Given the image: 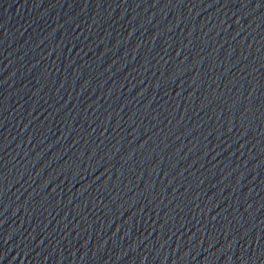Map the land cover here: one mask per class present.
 Wrapping results in <instances>:
<instances>
[{"label":"water","instance_id":"1","mask_svg":"<svg viewBox=\"0 0 264 264\" xmlns=\"http://www.w3.org/2000/svg\"><path fill=\"white\" fill-rule=\"evenodd\" d=\"M0 264H264V0H0Z\"/></svg>","mask_w":264,"mask_h":264}]
</instances>
